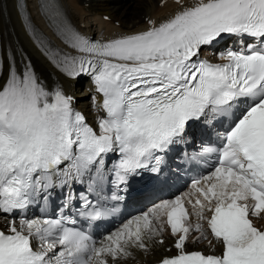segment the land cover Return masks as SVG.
Masks as SVG:
<instances>
[{
  "label": "snow or ice",
  "instance_id": "obj_1",
  "mask_svg": "<svg viewBox=\"0 0 264 264\" xmlns=\"http://www.w3.org/2000/svg\"><path fill=\"white\" fill-rule=\"evenodd\" d=\"M174 2L178 10L159 24L149 20L145 31L93 42L66 24L49 0L48 18L75 54L49 47L20 13L22 26L63 75L91 78L104 115L94 129L73 109V98L59 87L49 90L30 62L21 68L10 64L0 75V212L25 209L33 192L79 182L93 169L95 185L109 153L119 155L114 183L126 185L141 169L156 172L159 154L182 140L192 122L209 112L231 113L222 147L201 153L218 151L213 170L194 179L189 193L132 217L99 244L66 226L75 221L63 215L21 216L18 226L9 221L7 232L0 230V264H118L132 249L163 244L156 239L164 231L157 227L162 217L175 237L176 254L159 264H264V230L250 219L264 213V0ZM226 35L256 44L226 50L223 63L199 58L202 47ZM81 198V216L105 215ZM70 200L69 195L65 207ZM205 223L216 244L209 242L208 254L187 251L192 232L198 233L193 243L207 239Z\"/></svg>",
  "mask_w": 264,
  "mask_h": 264
},
{
  "label": "bare ground",
  "instance_id": "obj_2",
  "mask_svg": "<svg viewBox=\"0 0 264 264\" xmlns=\"http://www.w3.org/2000/svg\"><path fill=\"white\" fill-rule=\"evenodd\" d=\"M84 1L86 0H59V4L74 26L88 35L93 33L101 35L97 30L101 26L125 30L137 28L142 25L143 16L151 17L155 12L161 11L159 0H87V6L83 5ZM26 3L34 24L44 38L48 39L52 46L57 47L61 44L49 28V19L39 13L37 0H26ZM103 14H108L110 19L104 20L101 17ZM113 21H118L119 27L112 26ZM81 23H84L83 27H80ZM0 51H2L4 63L2 74L7 73L10 64L21 68L24 57L27 56L31 60L32 68L45 86L59 84L66 90L78 89L80 86L79 81L63 75L24 32L17 12L16 0H0ZM76 103V107L82 109L90 118L94 107L90 104L91 110L86 109L89 105L88 98L77 96ZM260 217L262 218L263 215ZM4 223L5 218L0 216V225ZM16 223L18 226V222ZM161 238L164 241L163 244L150 242L148 251L132 249V256L120 260L118 264L154 263L175 252L172 237L162 231L156 239ZM169 246H171L170 251L167 250ZM191 247L192 245L189 244V248ZM209 247L210 245L199 241L195 249L206 251Z\"/></svg>",
  "mask_w": 264,
  "mask_h": 264
},
{
  "label": "rangeland",
  "instance_id": "obj_3",
  "mask_svg": "<svg viewBox=\"0 0 264 264\" xmlns=\"http://www.w3.org/2000/svg\"><path fill=\"white\" fill-rule=\"evenodd\" d=\"M77 96H79V97H80V95H77ZM81 97H83V96H81ZM87 104H89V105H88V106H86V109H87V110H91V109H90V104H91V103H87Z\"/></svg>",
  "mask_w": 264,
  "mask_h": 264
}]
</instances>
